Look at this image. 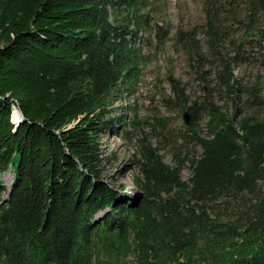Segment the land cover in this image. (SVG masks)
Segmentation results:
<instances>
[{"label":"trees","instance_id":"trees-1","mask_svg":"<svg viewBox=\"0 0 264 264\" xmlns=\"http://www.w3.org/2000/svg\"><path fill=\"white\" fill-rule=\"evenodd\" d=\"M151 4L0 0V173L14 174L0 185V264H264V96L234 76L254 50L264 65V0H203L204 44L176 29L222 104L192 100L169 75L172 105L190 114L169 134L173 166L140 140L135 205L107 175L101 139L139 126L137 110L115 103L145 63Z\"/></svg>","mask_w":264,"mask_h":264},{"label":"rangeland","instance_id":"rangeland-1","mask_svg":"<svg viewBox=\"0 0 264 264\" xmlns=\"http://www.w3.org/2000/svg\"><path fill=\"white\" fill-rule=\"evenodd\" d=\"M202 8L203 0H152L150 14L157 25L146 33H140L139 47L141 53L146 56L145 63L135 87L130 86L131 92H123L122 99L115 103V106L119 108L128 107L130 111L131 109L137 110L139 126L138 128L121 126L116 134L111 133L101 139L104 155L109 158L107 175L112 183L123 186L124 193L132 195L136 189L133 181L139 177L135 162L139 158L140 140L145 139L158 150L165 164L173 166L175 143L169 134L172 128L182 120V112L172 105L174 97L168 82L169 75L172 74L175 79L181 81L186 94L192 100H200L199 97L205 95L206 91V96L222 104L219 100L222 97L223 88L218 86L217 82L210 81L209 87L202 85L205 88L202 90L195 69L190 65L186 50L173 39L177 28L195 29L198 33V40L204 44L205 20ZM159 26L169 30L168 36L161 37ZM241 32L242 28H234L225 33L224 37L228 41H233L241 35ZM156 35L163 39V42L159 44ZM251 55L253 57L247 58L234 67V76L242 89L256 86L260 94L264 96L262 55L257 50H254ZM217 92H220V95H217ZM14 124L17 125L18 122ZM198 125L199 129H203L204 120H198ZM13 175L10 172L0 173L1 188L10 186ZM181 176L187 180L190 171L182 170ZM5 195L6 192L3 191L2 198H5Z\"/></svg>","mask_w":264,"mask_h":264},{"label":"water","instance_id":"water-1","mask_svg":"<svg viewBox=\"0 0 264 264\" xmlns=\"http://www.w3.org/2000/svg\"><path fill=\"white\" fill-rule=\"evenodd\" d=\"M205 89V88H204ZM205 95H206V91H205ZM21 115V114H20ZM182 120L179 121L177 123V125L174 127V132L178 133L179 130H184L185 128H187V126L190 123V114L185 111L182 113ZM23 119L22 115L20 120L18 121V124L16 125L15 129L17 128V126L19 125V123L21 122V120ZM132 197H133V201H134V205L138 203V201H140V199L142 198V193L139 191H133L132 192Z\"/></svg>","mask_w":264,"mask_h":264},{"label":"bare ground","instance_id":"bare-ground-1","mask_svg":"<svg viewBox=\"0 0 264 264\" xmlns=\"http://www.w3.org/2000/svg\"><path fill=\"white\" fill-rule=\"evenodd\" d=\"M20 118H21L20 113L17 110H14L13 111V118H12L13 122L14 123L18 122L20 120Z\"/></svg>","mask_w":264,"mask_h":264},{"label":"built area","instance_id":"built-area-1","mask_svg":"<svg viewBox=\"0 0 264 264\" xmlns=\"http://www.w3.org/2000/svg\"><path fill=\"white\" fill-rule=\"evenodd\" d=\"M14 110H16L14 107H13ZM12 121V120H11ZM14 124V123H13Z\"/></svg>","mask_w":264,"mask_h":264}]
</instances>
